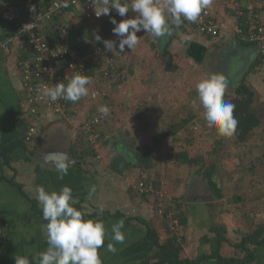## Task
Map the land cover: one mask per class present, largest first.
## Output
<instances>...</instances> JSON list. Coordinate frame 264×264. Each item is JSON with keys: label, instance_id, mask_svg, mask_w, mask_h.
<instances>
[{"label": "crops", "instance_id": "1", "mask_svg": "<svg viewBox=\"0 0 264 264\" xmlns=\"http://www.w3.org/2000/svg\"><path fill=\"white\" fill-rule=\"evenodd\" d=\"M234 1L236 0L228 2L212 0L209 6L224 27L218 37L201 34L195 27L186 25L184 21L179 27H174L172 34L163 42L144 31L138 32L140 42L135 51L130 52L126 47L123 53L118 52L115 55L114 65L119 66L109 79H113L115 74L117 78L127 76V70L124 72L122 70V62L125 59V62L128 61L127 67L131 69L130 71H134L132 68L135 67L137 76L147 75L141 80L142 85H137L139 92H142L141 95H148V99L153 100L159 94L161 99H165L166 94L171 93L173 101L172 93L175 96L179 91L177 92L174 85L165 84L167 80L177 82L169 79L176 70H163L159 58L160 53L169 50L177 67L191 66L193 71H196L195 76L198 80L211 73L223 75L228 82L225 93L227 100L246 76V80L255 92L253 108L256 111L257 103L264 106V56L259 54L255 45H244L233 32V25L237 20ZM254 1L256 0H241L240 4L248 7ZM3 3V0H0V9L3 8ZM134 16L135 13L129 11L125 17H120L113 9L110 15L93 21L86 19L82 10L78 8L65 12L61 17L51 21L47 27H56L59 23L57 20L69 24V29L71 27L75 31L73 34L81 37L78 39L81 47L90 41H96L95 34L102 37L107 21L108 27L112 30L114 28L111 23L112 17L119 22ZM14 26L15 24L0 16L1 34L6 35ZM7 38L0 37V218L9 221L11 229L7 242L0 244V264H15V254L29 255L31 259V255L42 252L48 247L42 227L47 221L43 219L35 189L43 186L49 192L59 191L65 185L72 188L76 200L73 206L85 213V219L99 218L105 224L107 237L104 247L100 249L103 264H165L164 260L155 256L156 244L146 232L148 227L156 230L162 242L170 236L163 227L162 217L155 210L156 198H153V195L139 194L135 183L132 184L134 168L141 169L136 165L135 154L132 153L133 157H126L122 150L115 149L107 152L106 158L101 161L94 150L91 153L80 152L78 149L82 136L79 135L78 127L80 119L87 113L80 105L81 100L76 103L71 102L73 113L68 116L56 114L48 106H43L38 116L32 115L29 112L30 104L22 85L19 68L21 52L18 44L6 45ZM66 38L72 40L69 35ZM228 54V57L240 59L239 68L244 69L242 72L233 70L232 74L225 71L224 65L230 59L220 60L219 57L224 58ZM132 57L135 58V65L130 62ZM257 58L262 59L261 63L255 70L249 72ZM95 65H104L103 68L101 67L102 71L108 66L105 63L99 65L98 62ZM229 71H232V68L229 67ZM158 79H162L164 83L159 85L162 87L156 91L144 87V83H153L158 87ZM115 83L118 85L114 79L113 85ZM113 90L116 92L119 88ZM189 94L191 95L190 92ZM175 101L177 99L173 102ZM138 102L135 101L136 104ZM148 102L150 101L145 102L144 108L148 106ZM176 104H179V101L173 103L174 106ZM31 126H35V132L30 139H27ZM105 139L104 137L102 144L107 142ZM99 150L101 154V149ZM64 154L66 156H63ZM60 162L67 164L66 175H61L58 170L57 165ZM204 173L205 169L202 172L198 171V174L203 176ZM167 179L165 175L161 189L168 193L170 191L165 186ZM174 182L177 183L176 180ZM207 184L209 185L208 180ZM170 186L174 185L170 184ZM229 186L230 189H234L233 186ZM93 187L95 192H90ZM222 187V197H218L210 185L205 194L198 192L192 185V188L182 190L177 197L180 219L183 218L181 234L183 257L196 258L203 254L214 253L219 247V238L212 230L215 225L224 226L232 241H237L236 239L239 238L238 235H234L238 232L237 229L231 230L235 228L236 220H232V215L226 213L230 210H224L225 205L228 204L229 193L226 192L225 186ZM173 189L174 187H171L175 194ZM101 207H103L102 213L99 212ZM121 220L124 221L122 231L126 239L124 243L117 244L111 241V228ZM109 242L114 243L117 249L115 253L107 251ZM230 246L232 245L228 242L222 243L221 253L223 254V251ZM257 254L258 260L253 264H264V247L258 250ZM200 264H217V261L211 258Z\"/></svg>", "mask_w": 264, "mask_h": 264}, {"label": "rangeland", "instance_id": "2", "mask_svg": "<svg viewBox=\"0 0 264 264\" xmlns=\"http://www.w3.org/2000/svg\"><path fill=\"white\" fill-rule=\"evenodd\" d=\"M240 1L236 0L233 2L234 9L242 5ZM258 1H254L248 7L254 6ZM73 33H75L73 28H68L67 34L71 36L72 40L70 38L66 39L71 45L78 47L80 44L78 39H81V37H77ZM109 33L113 35L107 21L103 33L106 35L105 40L110 39ZM228 56L229 54L224 58L219 57L220 60L230 59L224 65L226 67L225 71L229 73H232L233 70L242 72L244 69L239 68V65H241L240 59ZM117 57L119 56L117 55ZM97 62L99 65L104 64L101 59H98ZM123 62L122 70L123 72L127 70V76L117 78L115 74L113 79H109V75L98 76L99 79L94 84L95 86H89L90 97L81 98L80 105L87 113L80 119L78 127L79 135L82 136L80 149L78 150L80 152H92L86 139L87 131L82 125L85 116L92 109L98 110L99 106L107 105L110 112L108 116H105L101 125L102 138L100 137L99 141L101 157L99 159L104 161L106 153L115 149L118 151L122 150L121 152L126 157H133V154L137 151L154 148L152 165L148 168V171L154 177H159L161 183L165 175L167 176L168 179L165 181V186L170 192H172L171 187H174L173 190L176 193H168L171 196L173 195L172 197L175 201L182 190H186L188 187L192 188V185L200 193L205 194L208 192L207 179L202 174H198V171H203L202 161H205L208 166L215 163V170L218 173L220 182L227 188L226 192L229 193L228 204L225 205L224 210H230V212L226 213L232 215V220H236V226L231 230L237 229L238 232L234 233V235H238L237 237L241 238L243 234L252 229L253 225L264 220V106L261 103H257L256 111L262 120L261 126L256 129V132L247 141L239 142L234 134L230 137H224L219 135L214 127H208L201 115L203 109L200 107L193 109L191 106L192 101L197 96L195 85L199 81L195 76L196 71H193L191 66L179 65L175 69L176 72L173 77L169 78L171 81L175 80L177 82L174 83L167 80L165 84L167 86L174 85L177 92L179 91L175 96L172 93L174 100L177 99L175 102L179 101V104L174 106L173 103L175 102L171 99V93H167L165 99H161L159 94L153 100H149L148 95H141L142 92H139V86L137 85H142L141 82L143 81L141 80L147 75L141 77L142 75L138 74L137 76L136 68L133 67L134 71H130L131 69L127 67L128 61L126 60L125 62L124 59ZM130 62L135 65V58L132 57ZM115 66L118 68L119 65ZM97 67L101 69L104 65H97ZM229 67L232 68V71H229ZM138 72L140 73V71ZM238 72L234 73L237 75ZM114 79L118 85L116 83L113 85ZM121 79L122 81L119 82ZM158 83V87L153 83H144V87L156 91L162 87L159 85H163L162 83L164 82L162 79H158ZM114 88H119V90L115 92ZM94 89L100 90L101 101L94 98L93 94H91ZM136 100L139 101L137 104L135 103ZM147 101L150 102L144 108V104ZM89 109L91 110L88 111ZM184 118L187 121L183 123L182 120ZM104 137L110 140L102 144ZM184 152H187L190 157L201 159L193 164L184 162ZM178 153L182 155L175 156ZM141 171L142 168L138 170L134 168L132 184H136L141 176ZM170 184L174 186H170ZM229 185L233 186L232 188L234 189H230ZM239 197L240 199H238ZM238 221L239 225L237 226ZM235 250L234 246L227 247L223 251V255H233Z\"/></svg>", "mask_w": 264, "mask_h": 264}, {"label": "clouds", "instance_id": "3", "mask_svg": "<svg viewBox=\"0 0 264 264\" xmlns=\"http://www.w3.org/2000/svg\"><path fill=\"white\" fill-rule=\"evenodd\" d=\"M97 18L110 15L114 9L120 17H125L129 11L135 13L134 18H127L117 22L111 18L114 25L113 34L116 40H102L95 34L97 42L102 41L106 52L116 55L123 53L127 47L130 52L135 51L139 44L138 32L144 31L162 42L172 34L174 27H179L183 21L195 23L212 0H90ZM30 11L35 12V7ZM92 80L81 73H72L59 83L48 85L45 83L38 89L43 97L51 102L60 99L78 102L89 95ZM196 98L192 101L193 109L202 108V117L207 126L214 127L217 133L230 137L236 131L235 105L225 99L228 82L223 75L211 73L199 80L196 85ZM98 112L108 116L110 109L107 105L98 107ZM61 175H66V163L57 165ZM36 199L41 206L44 235L48 247L39 253L31 255H14L15 264H103L100 249L104 247L107 237L105 224L99 218L85 219V213L73 205L76 203L72 188L63 186L59 191H48L43 186L35 189ZM90 192H95L93 187ZM103 212V207L99 210ZM99 215V213H98ZM124 221H118L111 228V241L124 243L126 237L122 231ZM181 241V240H180ZM182 243V242H181ZM107 251H117L113 242L107 244Z\"/></svg>", "mask_w": 264, "mask_h": 264}, {"label": "built area", "instance_id": "4", "mask_svg": "<svg viewBox=\"0 0 264 264\" xmlns=\"http://www.w3.org/2000/svg\"><path fill=\"white\" fill-rule=\"evenodd\" d=\"M3 2L0 16L8 21L20 22V29L8 37L5 44H18L20 49L19 68L22 85L30 104L29 112L36 117L43 106H48L56 114L70 115L73 113L70 101L60 99L51 102L43 97L38 89L45 83L48 85L59 83L73 72L89 76L92 80L91 85H94L102 71L95 65L97 60L101 59L106 65L113 66L115 55L106 52L102 41H90L84 46L72 47L66 39L69 24L60 22L51 28L47 25L65 12L78 8L88 20H99L104 16L96 17L90 0H3ZM32 7H35V12L30 11ZM244 7L239 5L235 9L237 20L233 25V32L239 40L255 45L259 54L264 56V0H259L252 7ZM184 22L210 37L220 36L224 28L211 7L202 12L197 22ZM109 37L110 40L117 41L115 36ZM105 38L106 35H103L102 40ZM91 94L101 101L99 89L92 90ZM104 119L105 116L95 109L85 116L82 125L87 131L86 139L90 148L97 152V157H101L99 127ZM34 132L35 126H31L27 139H30ZM135 186L140 194L156 193L155 210L162 217L163 227L169 236H175L180 241L183 225L178 216L175 199L163 190H155L145 181ZM10 229L9 221L0 218V244L7 242Z\"/></svg>", "mask_w": 264, "mask_h": 264}, {"label": "trees", "instance_id": "5", "mask_svg": "<svg viewBox=\"0 0 264 264\" xmlns=\"http://www.w3.org/2000/svg\"><path fill=\"white\" fill-rule=\"evenodd\" d=\"M248 8V7H244ZM8 21V20H7ZM59 23L60 21L57 20ZM15 24L12 31L8 32L6 35L1 34L0 37L7 38L14 35L20 29V22L18 20L8 21ZM244 45H249L251 43L243 42ZM70 44V43H69ZM71 45V44H70ZM74 47L73 45H71ZM164 65V70L173 71L177 68V64L174 62L173 54L169 50H165L163 53H160V57ZM262 60L257 58L254 63L251 65L249 72L255 70ZM106 70L101 71V76L103 75H112L115 71L116 66L114 67L108 65ZM106 72V73H105ZM119 80V82H121ZM254 94L251 85L246 80V76L239 82L233 94L230 95L229 100L235 105L234 115L238 120V125L234 135L236 140L239 142L247 141L255 132L258 127L261 126L262 120L258 116L257 111L253 108ZM95 110V109H92ZM183 123L187 120L184 118ZM100 137L102 138L101 126L99 127ZM104 135V134H103ZM109 142V138H106L105 141ZM106 142V143H107ZM138 167L142 168L140 179L136 182L145 181L147 185H152L155 190H162V183L159 177H154L149 171L148 168L151 167L154 155V148H146L135 153ZM182 154H175L179 156ZM82 156V155H81ZM83 157V156H82ZM183 157H185L184 162H189L190 164L195 163L201 158L190 157L187 152H184ZM203 162V169H205L204 176L207 178L210 187L216 192L218 197L223 196V187L221 185L218 173L216 172V164L206 165L205 161ZM154 177V178H152ZM135 184V185H136ZM164 191V190H163ZM139 193V192H138ZM140 194V193H139ZM156 194V193H155ZM153 194H142V195H153V198H156V195ZM157 202V199H156ZM179 218H181L180 213L178 212ZM181 223L183 218L180 219ZM163 222V221H162ZM164 224V222H163ZM212 230L217 234L219 240V247L214 253L203 254L196 258L183 257V245L175 236L168 237L165 241H161L160 235L156 230L148 227L146 235L152 238L156 244L155 256L165 261V264H200L201 262L208 261L211 258L217 261V264H253L258 260V250L264 247V220L260 223L253 225L252 229L245 233L239 240L232 241L228 236L227 229L222 225H215L212 227ZM228 242L230 245L234 246L235 253L230 256H224L220 251V246L222 243Z\"/></svg>", "mask_w": 264, "mask_h": 264}, {"label": "water", "instance_id": "6", "mask_svg": "<svg viewBox=\"0 0 264 264\" xmlns=\"http://www.w3.org/2000/svg\"><path fill=\"white\" fill-rule=\"evenodd\" d=\"M63 156H66V154H64ZM66 158V157H65Z\"/></svg>", "mask_w": 264, "mask_h": 264}]
</instances>
